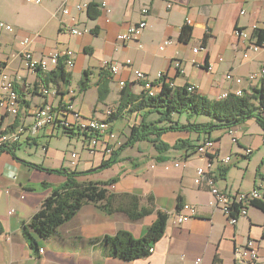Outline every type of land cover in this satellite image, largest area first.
<instances>
[{"label":"crops","instance_id":"1","mask_svg":"<svg viewBox=\"0 0 264 264\" xmlns=\"http://www.w3.org/2000/svg\"><path fill=\"white\" fill-rule=\"evenodd\" d=\"M102 2L109 12L100 8ZM79 3L97 5L98 17L90 19L87 10L76 12ZM63 8L69 9V15L61 13ZM144 8L149 10L145 16L141 14ZM140 20L146 21L147 27L139 41L118 43L117 35ZM0 21L12 28L11 32L0 30V70L16 82L20 99L18 115L0 114V133L23 123L28 125V110L44 101L53 107L71 106L83 119H104L106 112H116L125 84L119 85V81L131 85V93H142V86L132 81L133 70H139L153 83L157 74L164 73L177 88L195 86L196 92L210 101H218L222 93L237 89L248 93L262 85V81L246 80L259 73L264 59L263 45H258L257 51L250 47L257 41L254 31L264 30V0H40L39 5L25 0H0ZM185 24L192 28L188 43L179 40ZM72 29H79L82 34L74 35ZM238 32H244L247 38H241ZM25 39L29 42L26 50L35 59L60 48L74 51V63L66 69L70 86L62 88L42 81V73H32L25 67L20 57V42ZM166 40L171 43L160 50ZM127 60L131 64L125 69ZM104 62L118 63L121 68L111 76L106 87L108 94L101 102L98 72ZM84 72L91 74L90 87L79 93ZM228 75L243 83L236 84L226 78ZM39 88L51 94L45 97ZM143 114L126 112L110 121L109 131L99 136L103 143L94 153L86 149L82 136L68 138L60 127L45 128L33 137L27 133L7 146L10 151L0 154V264H214L216 257L219 264H241L235 249L250 239L258 242L264 238V212L250 206L246 217L229 225L223 212L212 204L208 189L194 183L195 169L204 165L203 159L197 155L183 158V150H170L164 154V161H158L151 141L122 148ZM152 115L147 120H156ZM184 120L181 117L179 121ZM170 134L162 136L169 145L178 139L198 144L197 138H204L197 134L165 137ZM58 136L80 145L81 153L53 148L52 139ZM209 138L215 141L219 157L230 156L229 164L218 167L215 186L230 193L258 189L264 201V132L257 121L250 119L218 130ZM108 146L113 148L114 164L101 168L110 157L105 152ZM242 149H251L252 153L245 157ZM175 162L181 165L173 167ZM258 163L260 166L254 170ZM63 170H91V174L76 179L80 184L116 178L109 188L115 195V206L127 208L130 197L136 196L140 208L151 210L135 221L124 213L107 214L98 205L87 203L55 235L42 239L47 250L40 248L36 240L43 254H33L23 240L22 228L30 223L53 189L65 183L67 177L58 172ZM227 200L232 203L234 198ZM190 205L195 207L196 215L183 225H175L176 212L188 210ZM157 212L166 213L168 221L162 237L149 248L148 256L122 261L101 242L103 237L118 231H127L135 239L144 237ZM198 259L200 262L196 263ZM259 261L264 263V251H260Z\"/></svg>","mask_w":264,"mask_h":264},{"label":"trees","instance_id":"2","mask_svg":"<svg viewBox=\"0 0 264 264\" xmlns=\"http://www.w3.org/2000/svg\"><path fill=\"white\" fill-rule=\"evenodd\" d=\"M98 6L94 3L88 5L87 16L90 19L98 17ZM191 27L185 24L179 35L181 42L188 43L191 39ZM257 38L256 44L264 46V30L254 31ZM204 44H206L204 42ZM202 44V46H204ZM108 68H101L99 73V101H103L108 94L106 89L110 82L111 75ZM41 74V73H40ZM89 72H84L80 80L78 91L84 93L90 87ZM41 80L53 84L62 85V88L70 86V74L62 63L49 73H42ZM169 80L164 74L161 80V87L153 96L142 92L135 95L131 93V85L124 84L121 88L120 100L117 104L116 112L108 118V122L119 117L122 113L144 112L139 125L133 126L131 133L122 148H126L134 143L142 141H151L155 152L158 154V161H164V154L170 150H183L184 158L194 155L197 145L218 130L232 128L236 125L255 119L257 124L264 132V85L255 87L251 92H243L240 97L231 94L224 100L210 101L197 92H187V87L171 89L167 85ZM164 82V83H163ZM103 87V90L100 89ZM56 92L58 89L55 87ZM156 115V120H147L150 115ZM184 117V122L180 118ZM207 121L199 122L198 118ZM68 138L73 135L79 136L76 132L66 133ZM166 133H186L203 136V140L198 144H192L189 140L178 139L173 145H169L162 139ZM215 142V141H214ZM7 147L0 148V154ZM112 154L101 164V168H107L114 164ZM115 156V155H114ZM67 177L62 186L53 189L52 193L43 200L41 207L34 213L30 223L22 228L23 240L28 249L33 254L39 253V247L36 238L47 240L56 234L57 230L73 217L77 215L83 205L90 203L98 205L105 213L111 214L120 212L127 215L131 220H139L144 217L151 209L139 207V199L131 196L130 205L125 207L115 206V195L109 192V188L116 183V178L107 182H87L80 184L76 179L80 176L91 174V170L84 172L58 171ZM213 179V178H212ZM212 182L213 187L216 188ZM179 206V205H178ZM251 206L264 212V201H254ZM156 220L152 227H149L145 236L135 239L127 231H118L112 236H105L101 242L108 246L113 257H118L122 261L137 260L150 254L149 250L153 247L163 235L164 228L167 225L168 215L163 212L156 213ZM1 233V229H0ZM97 241H93L95 243ZM150 248V249H149ZM218 257L214 259V264H219Z\"/></svg>","mask_w":264,"mask_h":264},{"label":"built area","instance_id":"3","mask_svg":"<svg viewBox=\"0 0 264 264\" xmlns=\"http://www.w3.org/2000/svg\"><path fill=\"white\" fill-rule=\"evenodd\" d=\"M26 2H32L36 5L40 4V0H25ZM169 7V6H168ZM100 8L105 9L106 12H109L110 9L107 7L105 2L100 4ZM76 12H85L88 10L87 4H77L75 6ZM69 9H62L61 13L64 16L69 15ZM149 10L144 8L141 12L142 15H147ZM147 27L146 21H139L134 25H131L124 31L117 35V41L120 44L129 43L134 41H139L143 30ZM255 29L257 27L255 26ZM0 30L3 32H11V26L4 24L0 21ZM74 35H81L82 32L79 29H72L70 31ZM83 32H86L85 30ZM239 36L243 39L247 38V35L244 32H238ZM170 40L164 41L162 45L159 47L162 50L165 46L170 44ZM29 42L25 39L20 42V46L22 48L20 57L29 71L32 73H49L53 71L59 63H62L63 66L68 69L72 67L74 63L75 53L73 50L68 48H60L56 49L49 54L45 55L42 58L35 59L32 57V53L26 50ZM251 49L253 51L258 50L257 44H252ZM264 47V46H263ZM193 52L196 53L197 49H193ZM131 62L129 60L125 61L124 67L128 69L130 67ZM123 67V66H122ZM178 67V64H176ZM102 68H108L110 75H116L120 72L121 66L118 63L113 62H104ZM164 73L157 74V80L155 83L151 82L145 74L140 72L139 70H133V82H138L142 86V92L149 93L154 92L157 93L158 88V80H162ZM227 79H230L231 76H226ZM233 82L236 84H242L243 80L240 78H231ZM262 81V85H264V59L261 62L259 73L256 75H251L247 78V83H252L254 81ZM121 82L126 83L124 80L118 82L120 85ZM16 82L9 77L6 73L0 70V114H11L18 115L20 112V102L19 96L16 91ZM167 85L171 86V89H175L176 86L174 83L167 80ZM195 86H188L187 92L194 93L196 92ZM45 97L50 95L46 89L43 88V93H41ZM231 94L236 97H240L243 95V89H237L235 91L222 93L219 96V100H224ZM28 113L31 117V122L27 125L23 123L24 131L21 133L18 139H9L8 143H0V148L7 147L9 144L17 143L20 138L25 134H30L33 137L38 131L48 128L60 127L64 132L71 133L76 132L82 136L84 146L86 149L94 153L96 148L100 146L103 142L99 138L100 135L104 133H108L109 131V122L107 117L104 119H95L88 118L83 119L80 114L74 112L71 109V106H57L53 107L51 104L43 102L42 105L38 107H33L28 110ZM1 134V133H0ZM231 142L235 144L237 141L234 137L231 138ZM107 143V142H105ZM112 147L108 146L105 149L106 155L110 156L112 154ZM218 150L215 146V142L213 139H205L196 147V151H194V155H197L199 158L205 161L202 167H197L195 169V178L194 183L197 187L204 185L208 191L212 195V204L220 209L227 219V223L229 225L234 226L239 217H246L247 209L251 206V204L258 200L261 201L263 199L262 194L258 189H253L251 192L243 193V192H235L230 193L226 189H222L221 192H213V188L211 185L212 178H217V170L218 167L224 166L230 163V156L226 155L223 157H219L217 154ZM252 153L251 149H245L244 156L248 157ZM72 157H75V154H72ZM184 158V154H183ZM181 162H175L173 167H179ZM152 168L154 166L151 165ZM168 170V166H164ZM235 198V205L227 206L225 204V198ZM196 209L193 205L189 206L188 210L181 211L178 210L174 217L175 225H183L191 220L196 215ZM237 256L239 257V262L241 264H264L260 263V251H264V238L257 242V240L250 239L247 241L246 245L239 246L235 249ZM39 253L43 254V251L40 249ZM200 260H196V263H199Z\"/></svg>","mask_w":264,"mask_h":264},{"label":"rangeland","instance_id":"4","mask_svg":"<svg viewBox=\"0 0 264 264\" xmlns=\"http://www.w3.org/2000/svg\"><path fill=\"white\" fill-rule=\"evenodd\" d=\"M10 77V76H9ZM39 90H40V88H39ZM112 112V111H111ZM112 114H113V112H112ZM153 116V115H152ZM154 117V119H155V117H157L158 118V116H153ZM156 118V119H157ZM200 119H204V117H202V118H200ZM23 124H20V126H22ZM19 126V125H18ZM17 126V127H18ZM19 126V127H20ZM16 127V128H17ZM16 128H13L12 130H10V131H13L14 129H16ZM10 131H7V132H1V134H0V139H1V137L2 136H4V135H6V133H8V132H10ZM182 135L183 137H185L186 135H194V134H186V133H171L170 135H167V136H165V137H168V136H173V137H175L176 135ZM167 139V138H166ZM71 143H69V140H68V138H66V137H61V136H58V137H56V138H53L52 139V146H53V148H56V149H60V151H65V152H68V151H73L74 149L76 150V152L77 153H81L80 152V148H81V146L80 145H76V144H71ZM139 144H141V145H143V144H146V143H143V142H140ZM194 144V143H193ZM243 150V152L245 153V149H242ZM257 151L255 150V153H256ZM244 153H242V154H244ZM258 153V152H257ZM256 153V157H257V155L259 154H257ZM254 154V153H253ZM83 155H85V154H83ZM253 156V155H252ZM252 156H251V158H250V160L251 159H253L252 158ZM247 162V163H246ZM246 162H245V167H247V164L249 163V161H247L246 160ZM251 167H253L252 165H250ZM258 166H260V163H258L257 164V166H255V168H254V170H256L257 168H258ZM236 167V166H235ZM260 168V167H259ZM216 183H217V181H216ZM232 193H235L234 191H232ZM36 240L38 241V243L40 242V248H42V249H45V250H47V248H48V246H47V244L46 243H44V241L41 239V238H36Z\"/></svg>","mask_w":264,"mask_h":264},{"label":"bare ground","instance_id":"5","mask_svg":"<svg viewBox=\"0 0 264 264\" xmlns=\"http://www.w3.org/2000/svg\"><path fill=\"white\" fill-rule=\"evenodd\" d=\"M158 81H159L158 82V88H160L162 83H161V80H158ZM121 85H123V82H121ZM169 87L171 88V86H169ZM39 93H43V88H40ZM153 95H155L154 92L148 93V96H153ZM111 115H112L111 111L106 112L107 119L110 118ZM23 131H24V126L22 125V126L18 127L16 130L12 131L9 135L6 134V135L2 136L0 139V143H8L9 139H15V140L18 139L19 136L21 135V133H23ZM212 182H213V179H212ZM212 182H211V185H212ZM212 188H213V192H221L217 187L216 188L213 187V185H212ZM225 204L227 206L235 205V198H234L233 202L230 203V202H228L227 197H226L225 198Z\"/></svg>","mask_w":264,"mask_h":264}]
</instances>
